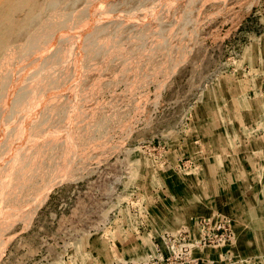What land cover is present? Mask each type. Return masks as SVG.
Instances as JSON below:
<instances>
[{
    "label": "rangeland",
    "instance_id": "1",
    "mask_svg": "<svg viewBox=\"0 0 264 264\" xmlns=\"http://www.w3.org/2000/svg\"><path fill=\"white\" fill-rule=\"evenodd\" d=\"M0 79V264H264V0H0Z\"/></svg>",
    "mask_w": 264,
    "mask_h": 264
},
{
    "label": "bare ground",
    "instance_id": "2",
    "mask_svg": "<svg viewBox=\"0 0 264 264\" xmlns=\"http://www.w3.org/2000/svg\"><path fill=\"white\" fill-rule=\"evenodd\" d=\"M49 1H50V0H49ZM51 2H52V1H51ZM55 2H56V1H55ZM85 3H86V2H85ZM43 4H44V3H43ZM55 4H56V3H55ZM49 5H50V2H49ZM91 6H92V5H91ZM41 9H42V8H41ZM98 10H99V9H98ZM42 11H43V10H42ZM51 12H52V11H51ZM71 12H72V11H71ZM75 12H76V11H75ZM60 13H61V12H60ZM54 14H55V13H54ZM72 14H73V13H72ZM96 14H97V13H96ZM60 15H61V14H60ZM94 15H95V14H94ZM107 15H108V14H107ZM57 16H58V15H57ZM108 17H109V16H108ZM66 18H67V17H66ZM46 20H48V19H46ZM44 23H45V22H44ZM55 24H56V23H55ZM40 25H41V24H40ZM48 25H50V24H48ZM59 25H60V24H59ZM42 26H43V24H42ZM62 26H63V25H62ZM49 27H50V26H48L47 28H49ZM77 27H78V26H77ZM45 29H46V28H45ZM68 29H69V28H68ZM74 29H75V28H74ZM60 30H61V29H60ZM69 31H70V30H69ZM36 32H37V31H36ZM74 32H75V31H74ZM38 33H39V32H38ZM57 33H58V32H57ZM54 34H55V32H54ZM67 34H68V33H67ZM46 35H47V33H46ZM59 35H60V34H59ZM59 37H60V36H59ZM44 38H45V37H44ZM51 38H53V37H51ZM60 38H62V37H60ZM63 38H64V37H63ZM38 40H39V39H38ZM63 40H64V39H63ZM36 43H37V41H36ZM66 43H67V42H66ZM68 44H69V43H68ZM45 45H46V44H45ZM59 45H60V43H59ZM8 46H9V45H8ZM66 46H67V44H66ZM66 46L64 45V47H66ZM69 46H70V44H69ZM43 47H44V46H43ZM9 48H10V47H9ZM66 50H67V49H66ZM8 51H9V50H8ZM48 51H49V50H48ZM73 51H74V50H73ZM20 52H21V51H20ZM40 52H41V50H40ZM42 52H43V51H42ZM45 52H46V51H45ZM55 52H56V51H55ZM46 53H47V52H46ZM46 53H45V55H46ZM14 54H15V53H14ZM25 54H26V53H25ZM25 54H24V55H25ZM33 54H34V53H33ZM37 54H38V53H37ZM39 54H40V53H39ZM61 54H62V53H61ZM68 54H69V53H68ZM34 55H35V54H34ZM5 56H6V55H5ZM5 56H4V58H6ZM20 56H21V55H20ZM70 56H71V55H70ZM11 57H12V55H11ZM13 57H14V55H13ZM13 57H12V58H13ZM51 57H52V56H51ZM72 57H73V56H72ZM4 58H3V59H4ZM22 58H23V56H22ZM31 58H32V57H31ZM49 58H50V57H49ZM7 59H8V58H7ZM46 59H47V58H46ZM5 60H6V59H5ZM30 61H31V60H30ZM43 61H44V60H43ZM43 61H42V62H43ZM20 62H21V61H20ZM35 62H36V61H35ZM35 62H34V64H35ZM40 62H41V61H40ZM48 62H49V61H48ZM21 63H22V62H21ZM26 63L28 64V62H26ZM30 63H31V62H30ZM32 63H33V62H32ZM38 63H39V62H38ZM39 64H40V63H39ZM55 64H56V63H55ZM21 65H22V64H21ZM28 65H29V64H28ZM62 65H63V63H62ZM42 66H43V65H42ZM50 66H51V65H50ZM57 66H58V65H57ZM21 68H22V67H21ZM60 68H61V66H60ZM60 68H59V69H60ZM63 68H64V67H63ZM34 69H35V68H34ZM34 69H33V70H34ZM38 69H39V68H38ZM25 70H26V69H25ZM44 70H45V69H44ZM21 72H22V71H21ZM30 72H31V71H30ZM33 72H34V71H33ZM31 73H32V72H31ZM39 73H40V72H39ZM41 73H42V72H41ZM26 74H27V73H26ZM37 75H38V74H37ZM58 75H59V74H58ZM72 75H73V74H72ZM40 76H41V75H40ZM31 77H32V76H31ZM34 77H35V76H34ZM69 77H70V76H69ZM10 78H11V77H10ZM29 78H30V77H29ZM67 78H68V77H67ZM14 79H15V78H14ZM24 79H25V78H24ZM27 79H28V78H27ZM68 79H69V78H68ZM0 80H1V79H0ZM56 80H57V79H56ZM70 80H71V79H70ZM70 80H69V81H70ZM72 80H73V79H72ZM1 82H2V80H1ZM26 82H27V81H26ZM66 82H67V81H66ZM9 83H10V82H9ZM53 83H55V82H53ZM51 84H52V83H51ZM68 84H69V83H68ZM9 85H10V84H9ZM22 85H23V84H22ZM52 85H53V84H52ZM61 85H62V84H61ZM23 86H24V85H23ZM58 86H59V84H58ZM63 86H64V85H63ZM15 87H16V86H15ZM19 87H20V86H19ZM24 87H25V86H24ZM32 87H33V86H32ZM59 87H61V86H59ZM71 87H72V86H71ZM17 88H18V87H17ZM17 88H16V89H17ZM41 88H42V87H41ZM54 88H55V87H54ZM54 88H53V89H54ZM56 88H57V87H56ZM65 88H66V87H65ZM13 89H14V88H13ZM37 90H38V89H37ZM37 90H36V91H37ZM41 90H42V89H41ZM66 90H67V89H66ZM43 91H44V90H43ZM2 92H3V91H2ZM11 92H12V90H11ZM11 92H10V93H11ZM13 92H14V91H13ZM33 92H34V91H33ZM37 92H38V91H37ZM48 92H49V91H48ZM10 93H9V94H10ZM7 94H8V93H7ZM45 94H46V93H45ZM58 94H60V93H58ZM5 95H6V94H5ZM60 95H61V94H60ZM53 96H54V95H53ZM53 96H52V97H53ZM56 96H57V95H56ZM23 97H24V96H23ZM37 98H38V97H37ZM5 99H6V98H5ZM18 99H19V98H18ZM28 99H29V98H28ZM50 99H52V98H50ZM60 99H61V98H60ZM11 100H12V99H11ZM15 100H16V99H15ZM4 101H6V100H4ZM18 101H19V100H18ZM47 101H48V100H47ZM9 102H10V101H9ZM23 102H24V101H23ZM37 102H38V101H37ZM39 102H40V101H39ZM5 103H6V102H5ZM17 103H18V102H17ZM14 104H15V103H14ZM18 104H19V103H18ZM10 105H11V104H10ZM20 105H21V104H20ZM4 106H5V104H4ZM6 106H7V105H6ZM6 106H5V107H6ZM18 106H19V105H18ZM42 106H43V105H42ZM53 106H54V104H53L51 107H53ZM5 107H4V108H5ZM15 107H17V106H15ZM25 107H26V106H25ZM29 107H30V105H29ZM33 107H34V105H33ZM44 107H45V106H44ZM55 107H56V104H55ZM23 108H24V107H23ZM2 109H3V108H2ZM28 109H29V108H28ZM28 109H27V110H28ZM30 109H31V108H30ZM48 109L50 110V108H48ZM48 109L45 110V111H46V112L49 111ZM8 110H9V109H8ZM31 110H32V109H31ZM41 110L44 112V108H43V109L41 108ZM11 111H12V110H11ZM14 111H15V110H14ZM21 111H22V110H21ZM23 111H24V110H23ZM34 111H35V110H34ZM25 112H26V110H25ZM25 112H24V113H25ZM38 112H39V111H38ZM43 112H42V113H43ZM22 113H23V112H22ZM30 113H31V112H30ZM30 113H29V114H30ZM34 113H35V112H34ZM40 113H41V112H40ZM11 114H12V113H11ZM37 114H38V113H37ZM2 115H3V114H2ZM7 115H8V113H7ZM20 115H21V114H20ZM30 115H31V114H30ZM9 116H10V115H9ZM32 116H33V115H32ZM0 117H2V116H0ZM29 117H30V116H29ZM2 118H3V117H2ZM9 118H10V117H9ZM9 118H8V119H9ZM11 118H13V116H12ZM11 118H10V119H11ZM21 118H22V117H21ZM0 119H1V118H0ZM30 119H31V118H30ZM24 123H25V122H24ZM7 124H8V123H7ZM3 126H4V123H3ZM11 126H12V125H11ZM6 127H7V126H6ZM3 128H4V127H3ZM3 131H5V130H3ZM17 135H18V134H17ZM1 137H2V136H1ZM6 138H7V137H6ZM24 138H25V137H24ZM24 138H22V139H24ZM10 139H11V138H10ZM26 139H27V138H26ZM22 141H23V140H22ZM24 141H25V140H24ZM0 143H1V142H0ZM11 143H12V142H11ZM19 144H20V143H19ZM26 144H27V143H26ZM3 145H4V144H3ZM24 146H25V145H24ZM9 148H10V147H9ZM12 149H13V148H12ZM12 149H11V150H12ZM14 149H15V148H14ZM13 151H14V150H13Z\"/></svg>",
    "mask_w": 264,
    "mask_h": 264
}]
</instances>
